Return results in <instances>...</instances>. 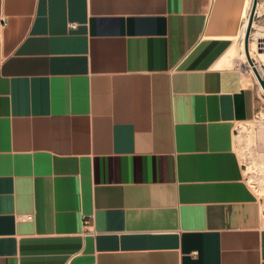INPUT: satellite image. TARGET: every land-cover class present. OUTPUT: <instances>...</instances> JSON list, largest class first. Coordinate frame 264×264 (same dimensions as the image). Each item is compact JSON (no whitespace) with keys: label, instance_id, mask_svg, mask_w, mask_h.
<instances>
[{"label":"crops","instance_id":"0c3cea01","mask_svg":"<svg viewBox=\"0 0 264 264\" xmlns=\"http://www.w3.org/2000/svg\"><path fill=\"white\" fill-rule=\"evenodd\" d=\"M242 8L0 0V264H264Z\"/></svg>","mask_w":264,"mask_h":264},{"label":"rangeland","instance_id":"374dc122","mask_svg":"<svg viewBox=\"0 0 264 264\" xmlns=\"http://www.w3.org/2000/svg\"><path fill=\"white\" fill-rule=\"evenodd\" d=\"M245 1L243 0L242 8V10L245 8L244 16L248 13L251 0ZM243 30L244 28L240 27L238 34L233 37V46L231 50L226 52L225 63L239 68L245 79L251 81L258 88L260 107L251 119L237 126L235 149L244 164V180L252 193L259 198L260 207L264 210V94L252 72V69H255L260 74L259 76L264 79V58L258 54L259 51H264V49L257 48L255 37L257 32L264 38V0H256V7L248 25L245 42H250V45H253L250 50V57H247L238 45ZM242 48L244 49L243 42Z\"/></svg>","mask_w":264,"mask_h":264},{"label":"bare ground","instance_id":"6f19581e","mask_svg":"<svg viewBox=\"0 0 264 264\" xmlns=\"http://www.w3.org/2000/svg\"><path fill=\"white\" fill-rule=\"evenodd\" d=\"M255 7H256V3H255ZM249 8V7H248ZM248 12V11H247ZM244 16V15H243ZM246 23H247V14H245V16L243 17L242 19V23H241V27L245 28L246 26ZM243 34H244V30L242 31V34L239 38V41H238V45H239V48H241V51L242 52H245L246 53V56L250 57V50L253 48L252 46L253 45H250V42H245L244 44V49L242 48V42H243ZM264 35V34H263ZM255 37L257 39V48L259 49H264V38L260 35V33H257L255 34ZM252 43V42H251ZM255 46V45H254ZM258 54H260L263 58H264V51H259ZM259 74V73H258ZM260 75V74H259Z\"/></svg>","mask_w":264,"mask_h":264},{"label":"water","instance_id":"95a60500","mask_svg":"<svg viewBox=\"0 0 264 264\" xmlns=\"http://www.w3.org/2000/svg\"><path fill=\"white\" fill-rule=\"evenodd\" d=\"M255 3H256V0H251L250 4H249L248 13H247V23H246V26L244 28V34H243V44H245V41H246V34L248 31V25L250 23L251 16L254 12ZM252 72H253V75H254L256 82L258 83L260 89L262 90V92L264 94V79L259 76V74L256 72L255 69H252Z\"/></svg>","mask_w":264,"mask_h":264},{"label":"built area","instance_id":"2783aa9c","mask_svg":"<svg viewBox=\"0 0 264 264\" xmlns=\"http://www.w3.org/2000/svg\"><path fill=\"white\" fill-rule=\"evenodd\" d=\"M235 64V63H234ZM263 216H264V212H263Z\"/></svg>","mask_w":264,"mask_h":264}]
</instances>
